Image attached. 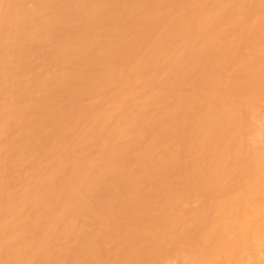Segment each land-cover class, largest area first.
<instances>
[{"label":"bare ground","instance_id":"bare-ground-1","mask_svg":"<svg viewBox=\"0 0 264 264\" xmlns=\"http://www.w3.org/2000/svg\"><path fill=\"white\" fill-rule=\"evenodd\" d=\"M0 264H264V0H0Z\"/></svg>","mask_w":264,"mask_h":264}]
</instances>
